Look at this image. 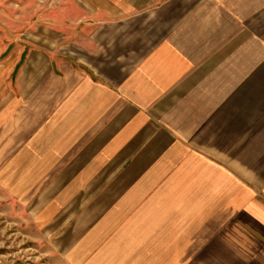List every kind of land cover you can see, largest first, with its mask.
<instances>
[{"label": "crops", "instance_id": "0c3cea01", "mask_svg": "<svg viewBox=\"0 0 264 264\" xmlns=\"http://www.w3.org/2000/svg\"><path fill=\"white\" fill-rule=\"evenodd\" d=\"M77 2L21 75L55 194L149 260L264 264V0Z\"/></svg>", "mask_w": 264, "mask_h": 264}, {"label": "rangeland", "instance_id": "374dc122", "mask_svg": "<svg viewBox=\"0 0 264 264\" xmlns=\"http://www.w3.org/2000/svg\"><path fill=\"white\" fill-rule=\"evenodd\" d=\"M85 6L0 0V264H164L148 259L147 245L131 241V228L100 226L107 213L56 195L52 165L44 169L26 147L35 135L29 104L21 103V75L34 72L26 62L41 45L66 43L69 37L53 29H67L71 13H84Z\"/></svg>", "mask_w": 264, "mask_h": 264}]
</instances>
